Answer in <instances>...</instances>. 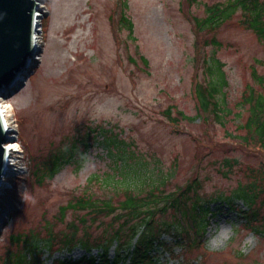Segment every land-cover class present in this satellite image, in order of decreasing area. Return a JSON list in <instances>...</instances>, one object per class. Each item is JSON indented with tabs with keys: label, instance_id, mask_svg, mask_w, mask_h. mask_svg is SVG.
I'll use <instances>...</instances> for the list:
<instances>
[{
	"label": "rangeland",
	"instance_id": "obj_1",
	"mask_svg": "<svg viewBox=\"0 0 264 264\" xmlns=\"http://www.w3.org/2000/svg\"><path fill=\"white\" fill-rule=\"evenodd\" d=\"M124 1L37 3V50L30 58L28 73L18 80L23 87L4 99L12 129L8 143L18 149L13 155L22 169L17 174L15 169L13 174L9 172L3 178L7 186L0 189V264L5 251L12 248L8 236L15 229L40 240L48 239L51 233L52 247L58 249L64 240L75 236L77 241H88L93 247L91 255L96 256L95 245L114 232L117 224L111 216L93 217L84 211H67L61 218L60 206L83 194L109 197L123 183L139 186L134 189L138 192L168 178L166 190L172 191L193 177L202 198H222L210 204L212 214L205 238L210 226L217 223L230 225L233 236L227 247L217 252H209L205 241L198 247L176 249L174 256L178 260L183 257L180 264H264L262 195L253 205L260 234L244 224L246 205L237 198L229 201L239 185L255 179L261 170V149L255 143L245 147L237 134H243L240 124L247 117L241 102L244 89L254 86L263 93L252 71L264 75V39L240 24L245 20L240 7L215 31L197 29L196 20L204 19L209 6L232 0H127L123 8ZM122 12L132 22V32L121 23ZM212 37L220 47L208 44ZM212 60L223 65L227 83L215 97L220 119L214 113H200L193 121L171 124L165 116L167 110L172 116L177 112L196 116L193 85L216 82V74L207 71ZM103 98H115L131 123H93L86 113L78 118L70 116L73 106ZM87 134L95 140L87 142L80 170L76 171L74 164L66 165L52 180L34 183L32 159L42 161L62 143ZM105 141L109 148L103 146ZM122 152L124 160L130 156L135 165L136 179L133 174H121ZM226 160L233 166L225 176ZM173 221L170 213L157 216L156 223L162 226ZM249 236L252 244L245 254L240 246ZM163 237L172 241L167 235ZM42 249V264L76 261L86 254L79 245L56 250L51 256ZM116 252L114 242L108 251L110 260ZM168 257L162 253L159 262L176 264Z\"/></svg>",
	"mask_w": 264,
	"mask_h": 264
},
{
	"label": "trees",
	"instance_id": "obj_2",
	"mask_svg": "<svg viewBox=\"0 0 264 264\" xmlns=\"http://www.w3.org/2000/svg\"><path fill=\"white\" fill-rule=\"evenodd\" d=\"M126 3L127 0L124 1L123 8H126ZM238 7L245 14V20L240 24L252 30L259 39H264V4L261 0H232L229 4L209 6L204 19L196 20L197 29L207 27L215 31ZM121 23L132 32L133 24L123 12ZM208 44L215 47L221 46L214 37ZM140 59L144 65H147L144 57L140 56ZM222 66L218 60H212L211 66L207 67L210 74H216L215 83H209L207 86L198 82L194 83L193 94L198 109L196 116L190 118L184 116L182 112H177L175 116H172L170 110H167L165 116L171 124H177L180 120L193 121L200 113L209 116L214 113V116L219 118L221 110L218 108L219 103L215 101V97L221 94L227 85ZM252 77L255 84L263 88V93L254 86H246L244 89L241 102L246 107L247 117L240 124L243 134H237V137L245 147L255 143L261 149L262 165L258 176L256 175L255 179L245 185H239L235 197L230 198L229 201L237 198L246 205V209L242 211L244 224L253 233L260 234L258 212L253 210V205L260 194L264 202V75L258 76L253 70ZM90 140H95V136L87 134L75 137L69 142L62 143L57 151L46 154L42 161L37 158L32 159L30 176L34 183L40 185L52 180L66 165L74 164L76 171L80 170L85 159L87 142ZM103 146L110 147L106 141L103 142ZM124 157L122 152L121 159L124 160ZM129 157L127 156L121 163V174L124 173L125 176L133 174L132 178L136 179L138 176L135 165L130 163ZM225 165L227 170L223 172V175L226 176L233 165L228 160L225 161ZM167 180L168 178H162L147 190L138 192L134 189L139 186L123 183L122 186L117 187L115 194L109 197L100 198L83 194L60 206L61 218L67 211H84L92 213L93 217L111 216L110 218L117 224L114 232L95 245L98 249L96 256L91 255L93 247L88 241H77L75 236L64 240L58 249V247H52L54 236L51 233H48V239L40 240L32 233L15 229L8 236L9 245L12 248L5 251L1 259L2 264H42V248H46L51 256L56 250H71L76 245L82 247L86 254L79 260H62L58 264H163L162 261L159 262L162 253L170 256L168 261H176V264H180L183 257L180 256L178 260L174 252L176 249L181 251L184 248L198 247L206 240V225L212 214L210 204L221 201L222 198L213 200L202 198L198 194L200 187L196 177H193L185 186L172 191L166 190ZM108 183L105 182L106 185ZM119 192L122 198H119ZM170 213L174 220L172 223L157 225V216L161 217ZM126 231L129 233L128 236L125 235ZM164 235L170 237L172 241L168 242L163 238ZM114 242L117 252L115 259L110 260L108 251ZM14 248L17 249L13 250Z\"/></svg>",
	"mask_w": 264,
	"mask_h": 264
},
{
	"label": "water",
	"instance_id": "obj_3",
	"mask_svg": "<svg viewBox=\"0 0 264 264\" xmlns=\"http://www.w3.org/2000/svg\"><path fill=\"white\" fill-rule=\"evenodd\" d=\"M42 0H0V97L7 98L23 87L16 77L26 75L33 57V21ZM11 138L4 132L0 116V187L4 176V144Z\"/></svg>",
	"mask_w": 264,
	"mask_h": 264
},
{
	"label": "clouds",
	"instance_id": "obj_4",
	"mask_svg": "<svg viewBox=\"0 0 264 264\" xmlns=\"http://www.w3.org/2000/svg\"><path fill=\"white\" fill-rule=\"evenodd\" d=\"M85 113L87 118L93 123L119 122L121 126L131 123L130 118L120 111L119 102L115 98L95 99L87 105L73 106L70 116L78 118ZM232 236L233 230L230 225L217 223L210 226L209 235L204 245L209 252H217L227 247ZM251 244L252 237L249 236L243 240L240 251L246 254Z\"/></svg>",
	"mask_w": 264,
	"mask_h": 264
},
{
	"label": "bare ground",
	"instance_id": "obj_5",
	"mask_svg": "<svg viewBox=\"0 0 264 264\" xmlns=\"http://www.w3.org/2000/svg\"><path fill=\"white\" fill-rule=\"evenodd\" d=\"M37 18H38V15L34 11V21H33V25H34L33 26V28H34V33H33V47H34V50L33 51L34 52H36V50H37V42H36V36H35V32H36V29H37ZM21 76H22V74L19 73L17 75V77H16V80L18 81ZM2 98L3 97L0 98V116H1V119H2L4 132L6 133L7 137L12 139V137L10 136V134L12 132V129L10 128V124H9V120H8V109H7L8 106L5 104V100H4L5 98H3V99ZM10 146H11V144L8 143V142L4 144L5 153L8 151ZM9 152H11L10 149H9Z\"/></svg>",
	"mask_w": 264,
	"mask_h": 264
}]
</instances>
